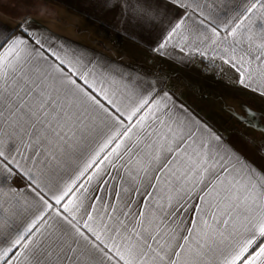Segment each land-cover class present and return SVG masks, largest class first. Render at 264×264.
I'll use <instances>...</instances> for the list:
<instances>
[{
  "label": "snow or ice",
  "instance_id": "snow-or-ice-1",
  "mask_svg": "<svg viewBox=\"0 0 264 264\" xmlns=\"http://www.w3.org/2000/svg\"><path fill=\"white\" fill-rule=\"evenodd\" d=\"M168 4L157 53L264 95V0ZM62 52L0 30V264H264V168L163 88Z\"/></svg>",
  "mask_w": 264,
  "mask_h": 264
},
{
  "label": "crops",
  "instance_id": "crops-1",
  "mask_svg": "<svg viewBox=\"0 0 264 264\" xmlns=\"http://www.w3.org/2000/svg\"><path fill=\"white\" fill-rule=\"evenodd\" d=\"M139 8L151 12V17L137 15ZM176 19L168 0L0 1V30L11 39L24 35L30 43L40 40L45 49H62L61 54H75L85 63L117 69L125 77L131 75L155 85L157 90L163 88L177 103L202 117L241 157L264 168V130L250 127L245 134L238 132L232 121L212 105L213 101L200 96L189 101L176 91L177 70H201L207 64L228 69L239 81L238 74L219 58L181 55L172 48L157 53L161 30ZM18 25L27 28L30 36L22 33ZM241 86L264 103V95Z\"/></svg>",
  "mask_w": 264,
  "mask_h": 264
},
{
  "label": "rangeland",
  "instance_id": "rangeland-1",
  "mask_svg": "<svg viewBox=\"0 0 264 264\" xmlns=\"http://www.w3.org/2000/svg\"><path fill=\"white\" fill-rule=\"evenodd\" d=\"M175 73L174 87L181 96L189 101L197 96L204 97L209 102L213 101L212 105L220 110L223 117L232 121L238 132L245 134L251 131V128L232 118L230 113L243 112L244 107L264 111L262 98L246 91L237 82L238 77L228 69L207 64L205 69L177 70Z\"/></svg>",
  "mask_w": 264,
  "mask_h": 264
}]
</instances>
